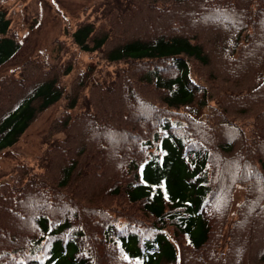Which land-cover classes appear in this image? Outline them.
<instances>
[{
    "label": "trees",
    "instance_id": "trees-1",
    "mask_svg": "<svg viewBox=\"0 0 264 264\" xmlns=\"http://www.w3.org/2000/svg\"><path fill=\"white\" fill-rule=\"evenodd\" d=\"M85 9L0 76V151L62 108L0 180V264H264V0ZM22 43L0 8V66Z\"/></svg>",
    "mask_w": 264,
    "mask_h": 264
},
{
    "label": "rangeland",
    "instance_id": "rangeland-1",
    "mask_svg": "<svg viewBox=\"0 0 264 264\" xmlns=\"http://www.w3.org/2000/svg\"><path fill=\"white\" fill-rule=\"evenodd\" d=\"M94 1L0 0V8H4L11 16L13 24L19 28L23 39L20 49L0 66V76L13 70L25 58L36 51L45 49L52 56L56 54L59 49L56 38L64 36L66 29L72 27L78 19L83 17L86 11L85 8ZM95 59L88 54H81L80 66L84 67L90 62L93 63ZM75 73L76 70H73L66 77L67 84L70 83ZM61 109L59 102L47 108L13 145L0 151V180L10 179L7 173L13 169L16 163L23 161L34 162L42 150L44 134L47 132L53 118L59 114ZM199 116L203 117L204 111ZM101 196L105 197L104 194L98 195V197ZM241 196L242 192L238 187L235 190L233 210L236 208ZM81 204L84 205V203L79 202V207L82 206Z\"/></svg>",
    "mask_w": 264,
    "mask_h": 264
}]
</instances>
